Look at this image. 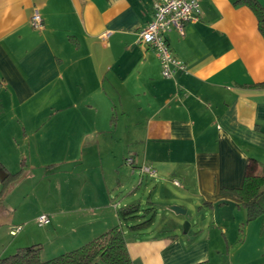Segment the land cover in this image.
Returning a JSON list of instances; mask_svg holds the SVG:
<instances>
[{
	"label": "crops",
	"instance_id": "crops-1",
	"mask_svg": "<svg viewBox=\"0 0 264 264\" xmlns=\"http://www.w3.org/2000/svg\"><path fill=\"white\" fill-rule=\"evenodd\" d=\"M198 1V20L184 23L182 32L166 31L186 69L164 77L155 50L137 39L154 0H0V128L40 137L36 147L45 153L60 137L69 151L41 210L30 203L20 208L23 200L0 189V225L21 226L0 243V256L27 245H38L43 257L73 249L119 223L118 207H155L156 189L169 205L183 206L175 199L211 203L215 223L229 217H217L219 210L239 206L219 189L239 186L247 170L264 173V87L255 85L264 81V36L246 4ZM35 9L41 28L29 22ZM86 136L95 139H72ZM76 145L82 146L79 163L69 156ZM128 155L132 164L124 161ZM49 159L39 154L34 164L55 163ZM142 163L161 180L153 189L146 174L139 172L135 183L134 168ZM36 165L31 169L42 174ZM0 168L1 182L20 173L1 161ZM38 213L50 218L46 252L33 230ZM173 219L150 234L145 229L153 219L135 232L124 227L134 264L209 261V236L186 235L189 223L181 237Z\"/></svg>",
	"mask_w": 264,
	"mask_h": 264
},
{
	"label": "rangeland",
	"instance_id": "rangeland-1",
	"mask_svg": "<svg viewBox=\"0 0 264 264\" xmlns=\"http://www.w3.org/2000/svg\"><path fill=\"white\" fill-rule=\"evenodd\" d=\"M38 138L40 139V137L25 135L16 130L8 132L0 128V161L11 173L16 172L18 168L20 170V173L15 178L10 176L5 181H0V189L2 187L4 189L2 194L4 195L8 191L9 197L18 198L20 201L23 200L21 201L23 204L21 202L18 203L19 206L21 204L20 208L24 204L30 203V208L35 212H37L36 210H41L42 207H46L48 201L51 200L48 194V189L52 187L50 179L54 181L55 179L62 178V176H59L58 170L66 168L67 165L65 162L67 161L66 157L69 152L66 146L60 145V137L55 138L58 146L52 151L48 153L41 150L38 151L36 147V139ZM75 138L79 141L85 139L90 143V141L95 139V136L73 137L72 139ZM51 141H54V139ZM81 153L82 146L76 145L69 156L72 159L76 158V161H73L79 163ZM39 154L48 156L50 158L49 160L55 163L49 165L46 163L44 167H39L34 164ZM31 164L36 165L35 168L40 169L42 174L35 169H31ZM89 166L85 167L89 168ZM45 169L48 170V175L44 176ZM134 170L135 183H137L141 174L139 175L138 167H135ZM148 176L147 174L144 176V182L153 189L161 180H158V175ZM170 189L174 193H179V189L173 185H171ZM23 194H25L24 198L21 197ZM141 196L142 198H140ZM147 196V192L144 194V186H142L138 190L137 196L141 204L147 199ZM152 198L155 199L156 215H154L153 222L145 229L147 233H156L161 228H169L171 224L170 218H177L179 226L175 232L179 236L186 237V235H190L192 237L196 234L200 238L209 236L211 240L209 243V264H264V237L259 234L258 229L260 217L246 221V212L242 206L230 204L228 208H222L219 210L221 212H218L217 217L224 213L225 215H229L227 218L228 221L221 220L220 223H215L212 217V208L214 206L211 203L209 205H203L201 204L202 202L196 199H173L178 203L181 202L183 204L182 207L186 208L184 214H173L169 209L168 199L163 193H159L158 189L153 192ZM16 202L18 201L16 200ZM216 206H218V202ZM0 216H4V211H2ZM37 217L34 220L37 226H33V230L38 235V238L42 240L40 244L42 245L43 252H46L50 247V240L45 230L49 224L39 223ZM185 221H189L190 228L188 234L182 235L181 229ZM41 225L45 226L42 227ZM11 227L9 222L0 225V243L5 239L12 238L13 234L9 231ZM222 229L224 230L223 234ZM143 232V235H146V232ZM54 255H47L48 257L41 256V258L46 259Z\"/></svg>",
	"mask_w": 264,
	"mask_h": 264
},
{
	"label": "trees",
	"instance_id": "trees-1",
	"mask_svg": "<svg viewBox=\"0 0 264 264\" xmlns=\"http://www.w3.org/2000/svg\"><path fill=\"white\" fill-rule=\"evenodd\" d=\"M238 3L251 8L257 18L258 29L264 36V4L259 0H235V4ZM255 85L264 87V81ZM219 191L237 200V204L245 209L246 221L260 217L259 233L264 237V173L247 170L239 186L222 187ZM117 212L119 223L73 249L42 259L38 245L22 246L0 256V264H94L97 261L103 264H134L127 249L124 227L133 232L143 229L153 219L155 207L129 203L118 207ZM193 264L209 263L204 260Z\"/></svg>",
	"mask_w": 264,
	"mask_h": 264
},
{
	"label": "built area",
	"instance_id": "built-area-1",
	"mask_svg": "<svg viewBox=\"0 0 264 264\" xmlns=\"http://www.w3.org/2000/svg\"><path fill=\"white\" fill-rule=\"evenodd\" d=\"M200 13L198 0H154L152 18L139 29L137 39L139 43L151 46L155 50L162 76L171 77L175 71L186 69V64L171 52L166 38V31L170 27H175L182 32L183 24L198 20ZM29 22L34 28L43 26L42 17L37 9L31 14ZM124 161L128 164L134 162L133 157L130 155L125 157ZM139 172L141 175L153 176L155 170L153 167L142 163L139 166ZM175 183L177 182L175 181ZM37 220L41 224H47L50 218L46 213H41L38 215ZM20 227V225L13 226L11 233H16Z\"/></svg>",
	"mask_w": 264,
	"mask_h": 264
},
{
	"label": "water",
	"instance_id": "water-1",
	"mask_svg": "<svg viewBox=\"0 0 264 264\" xmlns=\"http://www.w3.org/2000/svg\"><path fill=\"white\" fill-rule=\"evenodd\" d=\"M5 176H6L5 171H3V169H0V179H4ZM169 209L173 210L176 213H181V214H184L186 212V208L174 204L169 205ZM188 228H189V221H185L183 224V231L186 232Z\"/></svg>",
	"mask_w": 264,
	"mask_h": 264
}]
</instances>
